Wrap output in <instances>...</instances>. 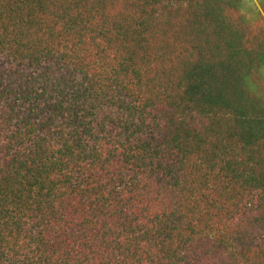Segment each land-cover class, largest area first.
<instances>
[{"label":"trees","instance_id":"1","mask_svg":"<svg viewBox=\"0 0 264 264\" xmlns=\"http://www.w3.org/2000/svg\"><path fill=\"white\" fill-rule=\"evenodd\" d=\"M0 0V264H264V0Z\"/></svg>","mask_w":264,"mask_h":264},{"label":"rangeland","instance_id":"2","mask_svg":"<svg viewBox=\"0 0 264 264\" xmlns=\"http://www.w3.org/2000/svg\"><path fill=\"white\" fill-rule=\"evenodd\" d=\"M258 10V3L256 0H244L243 12L245 15H251L250 13Z\"/></svg>","mask_w":264,"mask_h":264}]
</instances>
